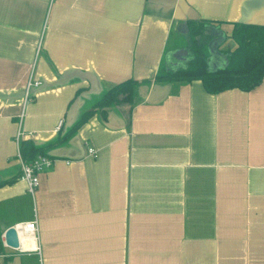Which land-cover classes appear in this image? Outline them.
<instances>
[{"label": "crops", "instance_id": "1", "mask_svg": "<svg viewBox=\"0 0 264 264\" xmlns=\"http://www.w3.org/2000/svg\"><path fill=\"white\" fill-rule=\"evenodd\" d=\"M189 21L211 24L220 68L234 23L264 25V0H0L1 241L37 220L43 264H264V80L218 94L156 81L190 60ZM129 79L131 102L73 130ZM29 82L24 140L56 160L34 196L15 141Z\"/></svg>", "mask_w": 264, "mask_h": 264}, {"label": "trees", "instance_id": "2", "mask_svg": "<svg viewBox=\"0 0 264 264\" xmlns=\"http://www.w3.org/2000/svg\"><path fill=\"white\" fill-rule=\"evenodd\" d=\"M189 50L191 58L183 67L167 70L157 75L160 82H191L201 80L205 90L218 94L229 89L251 91L259 87L264 80V25L234 23L232 39L237 47L229 54L226 68L215 72L208 71V42L211 40V24L206 21H189ZM137 81L129 79L109 89L93 110L85 112L74 126L81 127L96 109H103L119 101L131 102ZM122 96V100L120 97ZM46 148L36 145L32 139L22 141L20 152L24 161H30L37 155H45ZM0 231V252H2Z\"/></svg>", "mask_w": 264, "mask_h": 264}, {"label": "built area", "instance_id": "3", "mask_svg": "<svg viewBox=\"0 0 264 264\" xmlns=\"http://www.w3.org/2000/svg\"><path fill=\"white\" fill-rule=\"evenodd\" d=\"M40 82H29L28 86L26 87L25 91V97L23 99V103L21 105V112L18 115L19 117V128L17 131V134L15 136V141L20 147L22 141L31 135V133H27L23 128V122L25 119V111L26 106L28 102H30L31 99V89L33 87L40 86ZM63 124V121H60L58 129ZM89 154H94V150L90 149ZM19 157L21 158V175L20 179L26 183L27 190L31 195H35V192L37 191L38 187L40 186V175L45 172L47 169H51L55 164V159L52 157H49L47 155H37L34 159L30 161H24L21 152L19 151ZM17 230L18 237H19V248H10L6 244L5 240V233L2 235V243L6 249H10L12 251H15L16 253L11 252H1L0 253V264H3V262L7 259L13 258L15 255L20 254H30L34 253L38 255L39 257V264H43L42 257H41V249L38 244L39 240V227H38V221H29V222H23L19 223L14 226ZM34 242L35 244L33 246H28L27 243Z\"/></svg>", "mask_w": 264, "mask_h": 264}, {"label": "water", "instance_id": "4", "mask_svg": "<svg viewBox=\"0 0 264 264\" xmlns=\"http://www.w3.org/2000/svg\"><path fill=\"white\" fill-rule=\"evenodd\" d=\"M222 38H224V36L221 33V35L218 38H215L211 41V43L209 44V52L211 54H213L212 52L214 51V47L223 41ZM187 61H189L188 58H187ZM228 63H229V58L226 60V65L220 68H217L214 64L210 63L208 66V71L215 72L218 70H222L227 67ZM5 240H6L7 246H9L10 248H19L20 246L19 237H18L17 230L15 229L14 226L9 227L5 231ZM8 264H22V258L19 255H17L12 259V261H9Z\"/></svg>", "mask_w": 264, "mask_h": 264}, {"label": "rangeland", "instance_id": "5", "mask_svg": "<svg viewBox=\"0 0 264 264\" xmlns=\"http://www.w3.org/2000/svg\"><path fill=\"white\" fill-rule=\"evenodd\" d=\"M9 251H10L11 253H16L15 251H12V250H10V249H9ZM22 261H23V264H28V260H27L26 255H23V256H22Z\"/></svg>", "mask_w": 264, "mask_h": 264}]
</instances>
